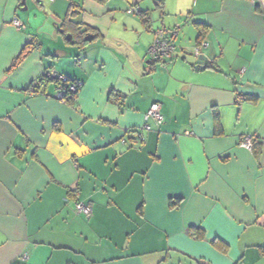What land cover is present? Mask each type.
I'll return each instance as SVG.
<instances>
[{
    "label": "crops",
    "instance_id": "1",
    "mask_svg": "<svg viewBox=\"0 0 264 264\" xmlns=\"http://www.w3.org/2000/svg\"><path fill=\"white\" fill-rule=\"evenodd\" d=\"M0 264H264V0H0Z\"/></svg>",
    "mask_w": 264,
    "mask_h": 264
},
{
    "label": "built area",
    "instance_id": "2",
    "mask_svg": "<svg viewBox=\"0 0 264 264\" xmlns=\"http://www.w3.org/2000/svg\"><path fill=\"white\" fill-rule=\"evenodd\" d=\"M129 13H134L136 12L135 8H130L128 10ZM13 25L17 28H21L23 26L22 22L18 19V18H14L13 19ZM178 29L179 26L177 25L176 28H174L173 31H171L172 36L177 35L178 33ZM208 46V42H204L202 41L199 45H197L194 48V54L196 57H199V55L202 52V47ZM148 52L150 54V56L155 59V60H159V59H164V58H170L172 57L173 53L175 52V44L172 42L171 38L165 35H160L157 34L155 36V39L153 40V42L150 44L149 48H148ZM49 75H51L52 77H58L59 78V84H58V88H57V93L55 95L56 98H61L63 97V91H62V84H60V81L62 82V80L64 81L66 79L65 75H59L56 72L53 71H48L47 72ZM81 85V84H79ZM76 83H72L70 85V88L72 90H76ZM152 119L156 125H160L161 123L164 122L165 117L164 114L161 111V103L160 102H154L151 107L149 108V110L147 111L146 114V119ZM151 129V125L150 124H145L140 130H139V136L141 139H143V130H150ZM241 145L243 147H246L248 149H253L254 145H255V138L253 136H245L243 137L242 141H241ZM76 209L78 212H83L85 214H91L92 212V208L90 205L84 203L83 201H77L76 202Z\"/></svg>",
    "mask_w": 264,
    "mask_h": 264
},
{
    "label": "trees",
    "instance_id": "3",
    "mask_svg": "<svg viewBox=\"0 0 264 264\" xmlns=\"http://www.w3.org/2000/svg\"><path fill=\"white\" fill-rule=\"evenodd\" d=\"M157 6L159 8L162 7L161 3H158ZM139 15L142 17V21H143V23L146 26H150L151 25V21H152L151 12H149V11H140ZM67 24L74 25V26H76L77 29H79V26H80L78 23H74V22H71V21L67 20V22H63L62 25H59V27L61 28L60 30L65 32V27H66ZM196 25H197V29H198L197 43L200 44L205 38L208 25L206 23H201V22L197 23ZM85 33L86 32H81L80 33L82 38L79 41L76 40V43H79V44L85 43L84 42V41H86L85 35H84ZM28 48H29V45L27 44V46H25V48L21 51V53L13 61L12 68H15L16 66H18L24 60V58L27 56V54L29 52ZM59 75H62V74H59ZM50 81L55 82L56 86L58 88L59 78L58 77H52L48 73H45V75L41 79V82L37 86H35V89L43 91L46 88V86L48 85V83H50ZM72 83H76V85H77L76 86V88H77L76 90H72L70 88V85ZM60 84H62L61 88H62V91H63V97H62V99L61 98H59V99L65 101V102H67L69 104H72L75 101L77 93H78V91H79V89L81 87V85H79V84H82V83L80 81L74 79V78L66 76V79L64 81L62 80V82L60 81ZM255 144H256V142H255ZM254 148H255V145H254L253 149Z\"/></svg>",
    "mask_w": 264,
    "mask_h": 264
},
{
    "label": "water",
    "instance_id": "4",
    "mask_svg": "<svg viewBox=\"0 0 264 264\" xmlns=\"http://www.w3.org/2000/svg\"><path fill=\"white\" fill-rule=\"evenodd\" d=\"M67 37H68L69 39L72 38V36H71L70 34H69ZM86 39H87V40H90V39H92V36H87ZM193 55H195V54L193 53ZM197 58H198V60H197V64H198V66H202V63H203L204 57L200 54L199 57H197Z\"/></svg>",
    "mask_w": 264,
    "mask_h": 264
}]
</instances>
